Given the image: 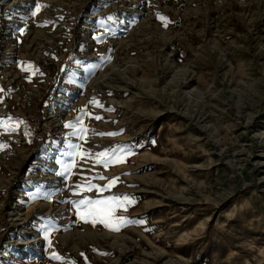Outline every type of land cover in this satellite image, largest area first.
Masks as SVG:
<instances>
[{
  "label": "rangeland",
  "instance_id": "rangeland-1",
  "mask_svg": "<svg viewBox=\"0 0 264 264\" xmlns=\"http://www.w3.org/2000/svg\"><path fill=\"white\" fill-rule=\"evenodd\" d=\"M263 182L264 0H0V264H264Z\"/></svg>",
  "mask_w": 264,
  "mask_h": 264
},
{
  "label": "bare ground",
  "instance_id": "bare-ground-1",
  "mask_svg": "<svg viewBox=\"0 0 264 264\" xmlns=\"http://www.w3.org/2000/svg\"><path fill=\"white\" fill-rule=\"evenodd\" d=\"M11 214H12V212H8L7 213L8 218L6 220H8V222L12 226H20V228L22 230H25L26 226H24V225H25V222H26V217H17V216L14 217ZM40 239L41 238H38V239L37 238L36 239H30V240H27L25 243L20 242L19 244H21V245H27L26 247L29 248L31 252H36V251L41 252V247H40L41 245L39 243V240Z\"/></svg>",
  "mask_w": 264,
  "mask_h": 264
},
{
  "label": "snow or ice",
  "instance_id": "snow-or-ice-1",
  "mask_svg": "<svg viewBox=\"0 0 264 264\" xmlns=\"http://www.w3.org/2000/svg\"><path fill=\"white\" fill-rule=\"evenodd\" d=\"M37 7L39 8L40 6L39 5H37ZM33 15H35V12H33ZM162 20H164V19H166V18H164V17H160ZM100 117H97V119H99ZM102 135H103V133H102ZM101 155H103V154H101ZM109 199H114V198H109ZM81 205H84L85 203H86V201H80L79 202ZM96 204H107V202L106 201H88L87 202V205H88V207H87V210H86V216L85 217H82V218H87V217H95V216H97V215H100V214H102L106 209H99V208H96V207H94V205H96ZM104 221L103 220H101V223H103ZM105 226H107V225H105Z\"/></svg>",
  "mask_w": 264,
  "mask_h": 264
}]
</instances>
